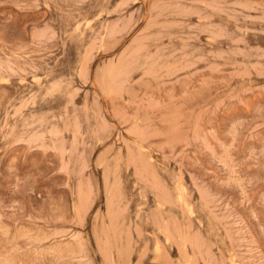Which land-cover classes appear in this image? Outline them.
Segmentation results:
<instances>
[{
  "label": "rangeland",
  "instance_id": "rangeland-1",
  "mask_svg": "<svg viewBox=\"0 0 264 264\" xmlns=\"http://www.w3.org/2000/svg\"><path fill=\"white\" fill-rule=\"evenodd\" d=\"M0 264H264V0H0Z\"/></svg>",
  "mask_w": 264,
  "mask_h": 264
},
{
  "label": "bare ground",
  "instance_id": "bare-ground-1",
  "mask_svg": "<svg viewBox=\"0 0 264 264\" xmlns=\"http://www.w3.org/2000/svg\"><path fill=\"white\" fill-rule=\"evenodd\" d=\"M143 148V147H142ZM143 150V149H142ZM186 206V205H185Z\"/></svg>",
  "mask_w": 264,
  "mask_h": 264
}]
</instances>
